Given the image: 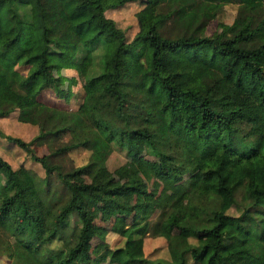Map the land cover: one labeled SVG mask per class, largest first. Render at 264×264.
I'll return each instance as SVG.
<instances>
[{
	"label": "trees",
	"instance_id": "1",
	"mask_svg": "<svg viewBox=\"0 0 264 264\" xmlns=\"http://www.w3.org/2000/svg\"><path fill=\"white\" fill-rule=\"evenodd\" d=\"M128 1L0 0V117L16 110L18 121L37 126L28 139L2 129L0 136L44 172L13 167L0 153V176L10 182L0 193V252L18 264L69 262L83 250L91 223L79 190L52 156L87 149L72 171L91 176L113 148L138 138L159 171L180 172L191 157L214 179H195L175 211L163 204L148 224L151 234L165 223L171 229L168 258H144L122 245L113 257L127 264H186L188 257L193 264H236L232 248L242 245L249 264H264V0H138L137 28L126 38L105 10ZM228 1L235 4L231 20L206 33ZM51 56L83 64L73 108L37 99L42 88L70 94L56 83ZM38 140L47 141L46 152H35ZM200 232L211 241L189 240ZM51 238L62 246L44 249Z\"/></svg>",
	"mask_w": 264,
	"mask_h": 264
},
{
	"label": "rangeland",
	"instance_id": "2",
	"mask_svg": "<svg viewBox=\"0 0 264 264\" xmlns=\"http://www.w3.org/2000/svg\"><path fill=\"white\" fill-rule=\"evenodd\" d=\"M139 6L138 0L128 1L107 8L105 13L114 19L125 37L129 38L137 28L134 12ZM234 9L233 2H225L217 15L207 22L204 31L211 32L218 20L230 21ZM50 59L55 63L53 73L57 77L56 83L68 89L70 94L68 97H62L56 95L51 88H42L37 99L50 105L73 108L81 96L83 64L69 66L65 64V60H58L53 56ZM2 88L3 81L0 78V91ZM15 114L16 110H13L7 116L0 117V129L18 134L24 139L30 138L37 131V126L18 121ZM38 141L33 145L35 152H46L47 141ZM0 153L13 167L23 164L34 175L42 176L44 173L42 166L28 153L2 136ZM87 154V149L76 147L52 156L63 164V176L72 180L79 190L81 204L86 209L91 223L82 246L83 250L78 251L66 264H127L116 260L112 255V249L120 245L129 251L139 248L144 258H168L166 240L171 229L165 223L160 233L151 234L147 228L148 224L156 218L163 204L169 206L172 212L175 211V208L183 203L186 191L195 179L203 178L204 181H209L214 179V176L206 175L195 168L191 157L180 172L163 173L158 170L155 158L144 151L138 138L127 144L124 150L113 148L106 159L105 167L98 169L91 176L72 171V166L83 163ZM120 182L127 185L120 187ZM88 183L94 185L86 187ZM96 183H101L103 187L96 186ZM9 185V180L0 176V193H4ZM55 185L56 189L58 185ZM228 211L236 212L233 206ZM74 222L75 217L69 216L67 225H73ZM196 236H189V240L207 243L211 241L207 233L200 232ZM61 246L62 240L58 238L44 242V249ZM232 249L231 258L236 264H249L252 257L242 245ZM0 264L18 263L0 252ZM186 264H193V260L188 257Z\"/></svg>",
	"mask_w": 264,
	"mask_h": 264
}]
</instances>
